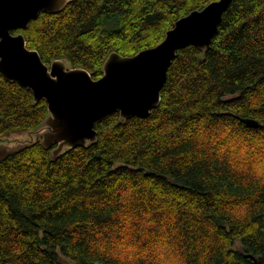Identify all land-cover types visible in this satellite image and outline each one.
I'll list each match as a JSON object with an SVG mask.
<instances>
[{
  "label": "trees",
  "instance_id": "16d2710c",
  "mask_svg": "<svg viewBox=\"0 0 264 264\" xmlns=\"http://www.w3.org/2000/svg\"><path fill=\"white\" fill-rule=\"evenodd\" d=\"M213 1L72 0L18 32L98 79L110 53L156 46ZM47 114L0 72V140ZM95 128L56 159L0 146V264H264V0H233L208 51H178L148 117Z\"/></svg>",
  "mask_w": 264,
  "mask_h": 264
},
{
  "label": "water",
  "instance_id": "95a60500",
  "mask_svg": "<svg viewBox=\"0 0 264 264\" xmlns=\"http://www.w3.org/2000/svg\"><path fill=\"white\" fill-rule=\"evenodd\" d=\"M72 0H0V72L32 90L34 100L45 99L48 114L34 130L33 141L52 148L58 158L70 148L98 141L96 122L119 112L123 121L148 117L162 100V89L178 51L194 45L206 52L233 0H215L178 19L156 46L124 56L113 51L103 64V75L95 79L83 67H72L67 59L47 64L38 50L27 45L20 29L42 12L59 13ZM248 126L256 119L245 118ZM32 142V141H30Z\"/></svg>",
  "mask_w": 264,
  "mask_h": 264
},
{
  "label": "rangeland",
  "instance_id": "374dc122",
  "mask_svg": "<svg viewBox=\"0 0 264 264\" xmlns=\"http://www.w3.org/2000/svg\"><path fill=\"white\" fill-rule=\"evenodd\" d=\"M35 137H36L35 132L23 131V132L11 133L0 140V146H4L6 148H11V149L16 148L21 146L22 144L35 140ZM237 247L241 249L242 245L238 243ZM62 259L67 262L66 259L64 258Z\"/></svg>",
  "mask_w": 264,
  "mask_h": 264
}]
</instances>
